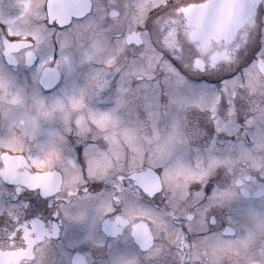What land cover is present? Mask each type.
Here are the masks:
<instances>
[{"label": "snow or ice", "instance_id": "1", "mask_svg": "<svg viewBox=\"0 0 264 264\" xmlns=\"http://www.w3.org/2000/svg\"><path fill=\"white\" fill-rule=\"evenodd\" d=\"M13 8L0 19V57L31 70L46 107L88 94L81 122L70 119L63 132L51 187L0 175V252H27L30 238V254L15 264H204L192 255L201 240L236 235L233 203L264 197V163L239 174L207 163L264 158V0H16ZM178 152L206 174L176 207L163 177ZM19 154L18 176L36 175L32 161L43 155Z\"/></svg>", "mask_w": 264, "mask_h": 264}, {"label": "flooded vegetation", "instance_id": "2", "mask_svg": "<svg viewBox=\"0 0 264 264\" xmlns=\"http://www.w3.org/2000/svg\"><path fill=\"white\" fill-rule=\"evenodd\" d=\"M15 2L16 0H0V19H6L16 14L17 10L13 8ZM3 27L4 25L0 24V28ZM80 71L84 72L86 69L81 68ZM8 76H11L17 84H10ZM208 86L211 87V85ZM33 91L40 92L41 90L35 85L31 70L23 65H10L6 58L0 57V145L10 148L14 153L9 155L7 152H0V159L5 162L4 167L0 168V175L13 180L22 179L23 182L33 186L39 184L47 188L51 187V178L56 174L55 166L63 168L64 157L61 152V145L64 141L63 132L67 130L66 126L70 119L75 118L78 124L81 122L78 108L83 105L88 89L83 90L84 95L80 97L79 105L69 101L68 105L52 106L49 104L47 107ZM43 94L47 95L48 93ZM56 107L59 110L55 111L53 115ZM244 115L246 118L247 113ZM237 127L240 133L238 138L243 139L246 129L239 124ZM248 135H251V133H248ZM177 139L176 135V141ZM125 143H128V140H125ZM29 147L37 149V155H43L44 158L32 161L40 169L36 175L29 176L25 174L21 177L18 176L17 169L25 163V159L19 153L21 150L27 152ZM133 150L141 154L143 151V149L134 148ZM244 154L248 155L247 152ZM116 156L122 162L123 149L119 146L117 147ZM233 158L230 159L231 161L233 160L232 169H236L237 174L249 166L253 167L251 159L248 157L245 160H241V155L236 156L235 159ZM261 159L260 164L264 163V158ZM176 164L178 166L173 170V173L176 174H174V178H171L172 188L167 184V175L166 178L163 177V184L167 192L171 193L174 206L178 207L186 196H180V186L182 184L188 186L193 180L199 179L206 172L198 170L203 168V164L198 165V168L193 169L199 171V177L187 178L185 175L179 174L178 171L188 172V167L182 168L184 165L183 158L179 159L178 157ZM216 164L227 165L226 162L223 161L222 163L221 160L217 161ZM64 171H68V169L64 168ZM76 178L78 177H73V179ZM156 187H159V183L147 190H155ZM248 187L251 186L249 185ZM241 200L243 201L244 199L241 198ZM263 200L264 197L253 195L251 199L244 201L256 203ZM247 210L245 226L243 222L238 220L233 221L230 225L229 231L234 230L235 236L225 237L217 234L205 238L193 250V257L197 260H203L204 264H264V229H255L256 226L258 227L264 222V215H260L253 209ZM226 213L225 222L227 223ZM154 224L156 229L163 227V221L160 219H155ZM145 231H147V226H145ZM26 237H28L27 233ZM92 239L96 243L100 242L95 238ZM229 241L233 242L230 252L225 251L223 248ZM28 243L29 249L27 252L23 249L0 252V259H3L4 264H15V260L20 256L30 254L31 245L34 241L28 238Z\"/></svg>", "mask_w": 264, "mask_h": 264}, {"label": "rangeland", "instance_id": "3", "mask_svg": "<svg viewBox=\"0 0 264 264\" xmlns=\"http://www.w3.org/2000/svg\"><path fill=\"white\" fill-rule=\"evenodd\" d=\"M176 135L178 137L177 141H176ZM168 143L170 145H173V147H176L177 145H179L181 143L179 133L176 132L175 130L173 132L169 133V135H168ZM131 147H133L134 149H139V150L142 149L136 144H131ZM153 153H154V155H158L159 149L154 148L153 149ZM181 156H183V157H181ZM178 157H179V159L183 158V160H184V165L182 166V168H187L188 167L187 168L188 172L178 170L179 174H183L187 178L199 177V175H200L199 171H196V170L193 169V166H192L191 162H189V160L183 154H180L178 152L176 158L173 160V162H172V164H171V166L169 168L168 173L166 174L168 176L167 177V179H168L167 180V184H168V186L170 188H172V186H171V180L172 179L171 178H174V176H175L174 174H176V173H173V170H175V168H177V166H178L176 164V160H177ZM246 157L251 159L253 167H259L260 166L261 157H254L250 153H248V155H245L244 153L241 154V160L247 159ZM231 158H228V159H225V160H221L222 163H223V161L227 163V165L230 167V171L232 170V165H233V160L232 161L230 160ZM235 158L236 157H234L233 159H235ZM217 161H219V160H213V161L207 162V163H208L209 167H214V165L216 164ZM261 161H262V159H261ZM199 165H202V164H199ZM166 175L164 176V178H166ZM187 192H188V186L185 185V184H182L180 186V188H179L180 196L187 195ZM247 209H253L257 213H259L260 215H262V214L264 215V200L263 201H258L256 203H251V202H247V201H244V200L242 201L240 199L239 201L233 203L231 215L235 216L236 220L243 222L244 226L246 225L245 224V219L247 218V213H248ZM237 213H238V215H237ZM226 214H227V217H228L229 213H226ZM259 227H261V228L259 229ZM255 229L256 230L264 229V222H262L260 226H258V227L256 226ZM232 243H233L232 241H229V242H227L225 244V247H223L225 249V251L230 252L231 246L233 245Z\"/></svg>", "mask_w": 264, "mask_h": 264}]
</instances>
